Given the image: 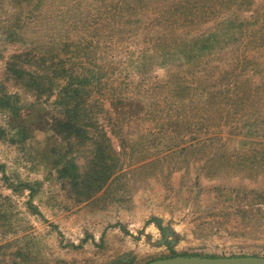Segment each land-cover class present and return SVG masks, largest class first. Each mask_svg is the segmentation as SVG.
Here are the masks:
<instances>
[{
	"label": "rangeland",
	"instance_id": "374dc122",
	"mask_svg": "<svg viewBox=\"0 0 264 264\" xmlns=\"http://www.w3.org/2000/svg\"><path fill=\"white\" fill-rule=\"evenodd\" d=\"M174 256L264 257V0H0V264Z\"/></svg>",
	"mask_w": 264,
	"mask_h": 264
},
{
	"label": "water",
	"instance_id": "95a60500",
	"mask_svg": "<svg viewBox=\"0 0 264 264\" xmlns=\"http://www.w3.org/2000/svg\"><path fill=\"white\" fill-rule=\"evenodd\" d=\"M147 264H264V257L238 256V257H199L174 256L151 261Z\"/></svg>",
	"mask_w": 264,
	"mask_h": 264
},
{
	"label": "trees",
	"instance_id": "16d2710c",
	"mask_svg": "<svg viewBox=\"0 0 264 264\" xmlns=\"http://www.w3.org/2000/svg\"><path fill=\"white\" fill-rule=\"evenodd\" d=\"M54 123H58V120L57 119H54ZM54 131L60 136L61 135V132L55 127Z\"/></svg>",
	"mask_w": 264,
	"mask_h": 264
}]
</instances>
